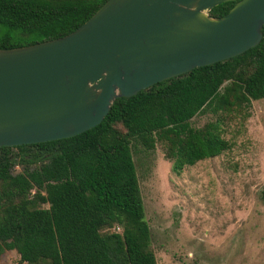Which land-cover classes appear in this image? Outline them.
Masks as SVG:
<instances>
[{
  "label": "trees",
  "instance_id": "1",
  "mask_svg": "<svg viewBox=\"0 0 264 264\" xmlns=\"http://www.w3.org/2000/svg\"><path fill=\"white\" fill-rule=\"evenodd\" d=\"M104 1L0 0V48L62 36ZM234 2L207 14L219 17ZM260 31L258 43L238 55L115 98L81 133L1 146L0 254L14 250L25 264H156L131 147L151 150L158 142L175 174L228 149L224 115L264 98V24ZM205 112L214 118L190 124Z\"/></svg>",
  "mask_w": 264,
  "mask_h": 264
},
{
  "label": "water",
  "instance_id": "2",
  "mask_svg": "<svg viewBox=\"0 0 264 264\" xmlns=\"http://www.w3.org/2000/svg\"><path fill=\"white\" fill-rule=\"evenodd\" d=\"M105 0L72 31L0 48V147L66 138L117 97L256 45L264 0Z\"/></svg>",
  "mask_w": 264,
  "mask_h": 264
},
{
  "label": "rangeland",
  "instance_id": "3",
  "mask_svg": "<svg viewBox=\"0 0 264 264\" xmlns=\"http://www.w3.org/2000/svg\"><path fill=\"white\" fill-rule=\"evenodd\" d=\"M213 118L209 112L199 113L190 124L199 127ZM221 127L229 148L183 167L178 174L170 171L158 142L151 150L131 147L156 264H212L222 258L224 250L218 243L209 244L217 239L202 231L236 222L245 210H261L255 220L264 226V98L224 115ZM0 264L25 263L14 250H4Z\"/></svg>",
  "mask_w": 264,
  "mask_h": 264
},
{
  "label": "crops",
  "instance_id": "4",
  "mask_svg": "<svg viewBox=\"0 0 264 264\" xmlns=\"http://www.w3.org/2000/svg\"><path fill=\"white\" fill-rule=\"evenodd\" d=\"M261 213V210H245L243 217L236 222L203 229L206 236L217 239L215 244H209L215 247L218 243L217 247L224 250L223 257L212 264H264V226L255 220ZM216 233L221 234L215 236ZM220 239L222 241L218 242Z\"/></svg>",
  "mask_w": 264,
  "mask_h": 264
},
{
  "label": "built area",
  "instance_id": "5",
  "mask_svg": "<svg viewBox=\"0 0 264 264\" xmlns=\"http://www.w3.org/2000/svg\"><path fill=\"white\" fill-rule=\"evenodd\" d=\"M117 228V227H116Z\"/></svg>",
  "mask_w": 264,
  "mask_h": 264
}]
</instances>
